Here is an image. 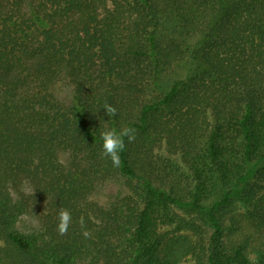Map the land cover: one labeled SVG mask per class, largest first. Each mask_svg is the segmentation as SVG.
Wrapping results in <instances>:
<instances>
[{"label":"trees","instance_id":"trees-1","mask_svg":"<svg viewBox=\"0 0 264 264\" xmlns=\"http://www.w3.org/2000/svg\"><path fill=\"white\" fill-rule=\"evenodd\" d=\"M262 188L264 0H0V264H264Z\"/></svg>","mask_w":264,"mask_h":264},{"label":"clouds","instance_id":"clouds-1","mask_svg":"<svg viewBox=\"0 0 264 264\" xmlns=\"http://www.w3.org/2000/svg\"><path fill=\"white\" fill-rule=\"evenodd\" d=\"M103 108L106 110V114L109 117H113L117 114V109L111 104L105 103ZM102 140L101 156L103 158H110L114 167H119L121 163L120 153L125 149V138L129 143H132L136 139L135 129L131 127H122L117 130L115 128H105L100 133ZM72 223V213L70 210L61 207L58 211V224L57 231L60 235H66L69 227ZM79 224L82 231V235L88 239L91 238L92 233L87 229L85 219L83 216L79 218Z\"/></svg>","mask_w":264,"mask_h":264},{"label":"rangeland","instance_id":"rangeland-1","mask_svg":"<svg viewBox=\"0 0 264 264\" xmlns=\"http://www.w3.org/2000/svg\"><path fill=\"white\" fill-rule=\"evenodd\" d=\"M58 95L59 98L62 101H70L71 100V92H72V87L71 85L63 81L58 85ZM62 157L66 159L67 155L63 154ZM23 189L25 191H30V185L28 182H25L23 184ZM129 190V186L125 181L122 180H111L104 182L100 184L96 191L93 194V199H96L99 201L101 204L108 205L109 203H112L115 199H119L123 197V195L127 194ZM262 191L264 192V188H262ZM243 200L240 198L236 199L235 202L233 203V209L236 210H244L246 209V205ZM195 258H191L186 262V264H195Z\"/></svg>","mask_w":264,"mask_h":264}]
</instances>
